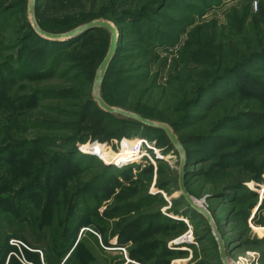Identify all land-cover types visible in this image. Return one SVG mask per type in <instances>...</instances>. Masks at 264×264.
<instances>
[{"label":"rangeland","instance_id":"1","mask_svg":"<svg viewBox=\"0 0 264 264\" xmlns=\"http://www.w3.org/2000/svg\"><path fill=\"white\" fill-rule=\"evenodd\" d=\"M83 1L38 0L35 20L62 33L101 11L120 28L100 96L171 127L185 187L210 214L228 264H264V58L218 72L225 78L194 106L179 103L211 78L193 55L202 34L231 44L229 20L244 28L243 14L264 0ZM26 3L0 12V198L9 197L0 201V264H223L212 224L180 193L181 157L166 133L96 105L80 113L110 33L41 50L25 40ZM221 61L218 69L230 58ZM139 140L153 162H108Z\"/></svg>","mask_w":264,"mask_h":264},{"label":"trees","instance_id":"2","mask_svg":"<svg viewBox=\"0 0 264 264\" xmlns=\"http://www.w3.org/2000/svg\"><path fill=\"white\" fill-rule=\"evenodd\" d=\"M37 1L38 0H36V4H37ZM58 1H59L60 5H62L63 2H66L68 4H71L72 2H80V0H58ZM83 2H87V1L85 0ZM26 4H27L26 0H0V12H5V11H8L10 9H14L17 6L19 7V6L26 5ZM36 4H35V7L37 9ZM35 15H36V19H37V14H35ZM101 15H102L101 11L90 12L87 15L83 14L82 19H85L84 22H88L94 18L100 17ZM125 19H126V17L124 15H122L121 17L114 18L112 20L116 21L118 23H122L123 21H125ZM42 21L41 20L39 21L37 19L38 25L46 31H51L47 26H45L41 23ZM234 23H235V21L233 19L229 20V28H230L229 37L235 40L231 44L226 45V46H223L222 44H220L218 42L216 32H214L215 36L213 35L211 37V36L205 35L206 37H208V39L202 34L203 38L201 39V41L194 45L193 55H194V58L196 59L195 64L197 66L199 65L202 69H206L212 73H211V78H209V80L205 81L207 83V85L206 86L202 85L203 87H201V89H199L198 92H195V96L193 97V100H191L189 102V104L187 103L188 102L187 97L185 95H182L183 97H181L179 99V103L181 102V104L184 105L185 108H186V106H188V107L194 106L195 103L204 96V94L208 91V89H210L212 86H214L218 81L225 78V77L220 76L221 73L230 74V73L234 72L235 70L242 68L243 66H245L246 63H248L254 59L264 58V7L263 6L260 7L256 13H251L250 11L249 12L247 11L243 14V16L241 17V20H239V23H241V25H244V28L240 29V27H239V29L237 30L236 27L234 26ZM27 29L29 30V33L26 35L25 40L35 38L36 41L42 43L43 48H41V50L47 49L48 45H50V47L52 46V48H55L54 51H58L60 53H63L66 48L71 47L73 44H74L73 47H75L77 45L76 43L84 35L83 34L76 39L68 40V41H62V42L61 41H50V40H46V39L39 37L34 32L30 23L27 24ZM119 29H118V31H119ZM94 30L100 31L101 33H106V31H107L103 28H96ZM51 32H61V31H51ZM120 38L121 37L119 35V45H118L117 52L122 50L121 46H120ZM117 52H116L114 58L117 56ZM208 53L210 54V57L213 58L212 62H207V60H205V59H207ZM224 56H228L230 58V61L227 63V65H225V67H221L218 69V66L222 62L221 60ZM114 58H113V60H114ZM220 71H221V73L219 74L218 72H220ZM202 80H204L203 77H202ZM195 90H196V88H195ZM59 91L62 92V90H59ZM85 92L87 95L90 96V92H88V91H85ZM103 99L109 104V97L105 98L103 96ZM90 105L91 106H94V105L97 106V104L93 100L86 101L85 103H83V106H82L83 109L80 112L81 115H83V116L88 115V110H89ZM110 105H112V104H110ZM99 110L101 112H104L101 109H99ZM134 110H135V112H138L139 114L144 115V117H146V118L149 117L148 115H152V114H149V112H147V111L144 112L143 110L139 109V107H137V109H134ZM104 113H106V112H104ZM106 114H108V113H106ZM135 123H137V122H135ZM137 124H139V123H137ZM54 125L55 126L59 125V123H56L54 121ZM175 126L177 127V125L174 124L173 127H175ZM179 126H182V125H179ZM151 129H155V128H151ZM158 130H160V129H158ZM160 131H162V130H160ZM81 148H82V146L80 147V149ZM130 148H132V147L130 146ZM132 152L134 153V152H136V150H134ZM97 156H98V158L100 157L101 160L104 157L103 154H101V153L98 154ZM128 160H131V159L128 157H125V158H121L120 160L119 159L116 160L114 157L113 159H109L108 162L109 163L112 162L113 164L116 163L117 161H119L121 163H125ZM102 167L104 168V166H102ZM169 173L171 175L173 174L171 172H169ZM186 173H187V171H186ZM33 183H34V181L32 183L26 185V188L28 189L31 186V184H33ZM8 198L9 197H7V196L1 197L0 201H4ZM73 252L74 251L68 252L67 258H69L73 254ZM132 257L134 259H138V256H136V255H132Z\"/></svg>","mask_w":264,"mask_h":264},{"label":"water","instance_id":"3","mask_svg":"<svg viewBox=\"0 0 264 264\" xmlns=\"http://www.w3.org/2000/svg\"><path fill=\"white\" fill-rule=\"evenodd\" d=\"M35 4H36V0H28V16H29L30 23L32 25L34 32L43 39L50 40V41H61V42L73 40L87 33L88 31L94 30L96 28H103L110 33L108 49L106 51L105 56L101 60L98 66V69L96 70L95 76H94V81L92 85V100L97 104V106L100 109H102L103 111L107 113L118 115V116L130 119V120H133L149 128L160 129L166 133V135L171 140L172 144L178 149L180 157H181L179 168H178V180H179L180 193L193 209H195L210 224H212L213 231L217 239L219 250L221 253L222 262L223 264H228V261L225 255V245L223 243V240L220 238V236L216 232V229L212 223L213 221H212L210 214L207 211H205L203 207H200L198 204L194 202V198L188 193L185 187L184 176L186 174V171L184 168L186 164H185V159H184V151L182 149V145L178 141L171 127L166 123L156 122L151 119H148L140 115L137 112H133V111L123 109L121 107L109 105L100 96V93H99L100 85L104 79V76L107 72V69L110 63L112 62L118 50V45H119L118 28L111 21L104 19V18H98V19H93L91 21L80 24L66 32L51 33V32L43 30L37 24L35 20V16H34Z\"/></svg>","mask_w":264,"mask_h":264},{"label":"built area","instance_id":"4","mask_svg":"<svg viewBox=\"0 0 264 264\" xmlns=\"http://www.w3.org/2000/svg\"><path fill=\"white\" fill-rule=\"evenodd\" d=\"M83 146H85V145H83ZM130 146H132V148H129V149H131L132 151L136 150L137 153H135V154H127L131 150H129L127 148H124V145H121L120 150L117 152V154H120V153L123 154L122 158L129 157V156H132L131 158H134V160H128V161H126L125 164L130 163V162H134V161H136V162L145 161V158H149V160L151 162H153V160L150 159L149 154L147 152L148 150L146 149V147H148V146L146 145V142L145 141H143V140L140 141L139 140V141L136 142V144L130 145ZM86 147H88V146H86ZM93 154H96V153H93ZM154 157L155 158H158V154H156V155L154 154L153 158Z\"/></svg>","mask_w":264,"mask_h":264},{"label":"bare ground","instance_id":"5","mask_svg":"<svg viewBox=\"0 0 264 264\" xmlns=\"http://www.w3.org/2000/svg\"><path fill=\"white\" fill-rule=\"evenodd\" d=\"M194 202L196 203V204H198L197 202H196V200H194ZM200 207H201V205L200 204H198Z\"/></svg>","mask_w":264,"mask_h":264}]
</instances>
